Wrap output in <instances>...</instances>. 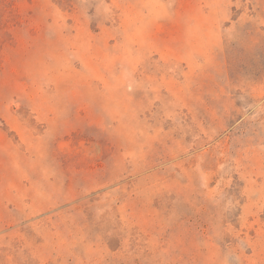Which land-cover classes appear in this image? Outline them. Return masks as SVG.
<instances>
[{
  "label": "rangeland",
  "instance_id": "rangeland-1",
  "mask_svg": "<svg viewBox=\"0 0 264 264\" xmlns=\"http://www.w3.org/2000/svg\"><path fill=\"white\" fill-rule=\"evenodd\" d=\"M0 264H264V0H0Z\"/></svg>",
  "mask_w": 264,
  "mask_h": 264
}]
</instances>
